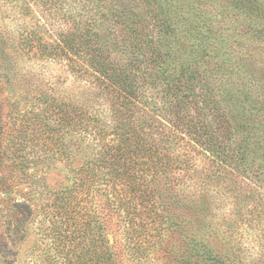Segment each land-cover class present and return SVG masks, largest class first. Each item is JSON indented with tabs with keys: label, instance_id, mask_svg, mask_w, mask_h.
<instances>
[{
	"label": "rangeland",
	"instance_id": "1",
	"mask_svg": "<svg viewBox=\"0 0 264 264\" xmlns=\"http://www.w3.org/2000/svg\"><path fill=\"white\" fill-rule=\"evenodd\" d=\"M43 1L0 0V264H92L98 257L104 263L107 248L117 264H184L193 241L208 243L231 264H264V0L254 9L235 8L243 0H133L134 18L149 21V34L162 13L186 11L182 26L193 46L185 55L205 80L197 84L198 98L207 87L214 92L235 138L252 152L247 170L215 162L180 129L184 115H197L198 126L205 116L195 111L193 95L177 103L166 79L140 78L142 88L126 106L91 70L75 73L65 58L41 55L42 42L58 41L72 26L67 14L97 7L80 0L86 6L68 4L63 12L60 0ZM94 23L111 58L126 63L138 54L110 17ZM123 113L120 120L170 164L157 176L152 165H138L151 171L141 184L157 190L150 199L162 219L154 229L127 222L111 195L108 168L93 167ZM207 115L221 135L216 111ZM63 194H72L68 214L59 212ZM99 235L104 246L94 245Z\"/></svg>",
	"mask_w": 264,
	"mask_h": 264
},
{
	"label": "trees",
	"instance_id": "2",
	"mask_svg": "<svg viewBox=\"0 0 264 264\" xmlns=\"http://www.w3.org/2000/svg\"><path fill=\"white\" fill-rule=\"evenodd\" d=\"M53 1L44 0L43 5H50ZM60 1L63 12L68 4L86 6L85 3L80 4V0ZM85 1L96 5L97 9L95 8L93 11L91 9V12H87V14L72 16H69L65 11L72 26L58 38V41L53 43L42 42L40 46L41 55L65 58L75 73L80 74L83 70H91L96 80L106 90H109L112 95L122 99L121 104L126 106L128 102L134 100L137 90L142 88L139 83L140 78L143 81L148 79V77H150L148 81L158 79L159 83L166 79L169 91L177 99V103L184 102L186 96L193 95L192 101L194 102L195 111L199 112L200 115L204 114L206 118L207 113L210 114L213 110L216 111L221 135H217L216 130L211 129V121L206 122L205 118L200 126L194 124V118L197 115L190 113L182 118L180 129L189 135L197 146L209 153L215 162L226 165L234 161L237 169L247 170L250 165L249 155L252 152L246 143L235 138L231 121L225 117L224 110L219 111L216 103H214V92L207 87L205 88L207 90L199 95L201 100L198 98L197 84L199 82H204L205 84V80L204 76L199 72L198 66L190 63V59L187 57L188 54L185 55L187 48L191 54L193 46L187 44L188 35L191 32L189 29L186 30L188 27L184 28L182 26V24H187V19H189L186 11L178 9L176 12L172 11L173 14L171 12L162 13V16L158 18V30L153 28L151 34H149V21H145L143 18H134L138 5L133 0ZM175 1L178 5L184 3L182 0ZM255 1L258 3L257 0H254V2L243 0L239 3L235 1V8L242 6L247 9H251V7L254 9L257 7ZM99 8H102V10ZM91 13L93 15H89ZM107 16L115 23L114 27L121 25L119 33L120 36L124 35V40L129 41V50L131 49L133 53H138L126 63L117 58H111L105 53L103 45L98 42V31L93 28V26H98V24L94 22ZM152 17L150 14V18ZM183 37L185 40H183ZM177 44H181L184 50H180L181 48H178ZM30 46L31 48L34 47L33 44H30ZM203 49L205 50L204 45ZM143 64L145 66H142ZM141 68L144 69L142 72L138 70ZM56 112L61 113L59 111ZM123 115L124 113L115 118L117 120L111 133L112 141L103 143L102 156L93 164V167L95 165L108 168L106 175L108 176L111 195L117 200L121 208L125 210L127 222L134 228L142 226L143 228L154 229L155 226V228L159 226V222L162 219L158 208H156L157 204L150 199V195L153 197L152 193H156L157 190L151 191L148 186L141 184L143 175L148 176V172L151 171L139 170L138 165H152L154 173L151 172V174L157 176L168 174L170 172V164L160 154L157 146L147 143L146 139L135 129L130 130L128 125L120 120ZM186 119L190 120L191 124L185 125L184 123L186 122L184 121ZM60 120H63V118L61 117ZM95 123L93 124L95 131L99 134L103 133L102 126H98L97 121ZM232 151L233 153L231 154ZM70 196L72 197V194H63L58 198V208L61 214H68L72 211L73 200ZM86 233L87 231L79 230V235L84 234V239L87 238ZM153 239L154 237L151 235L147 244H150ZM202 243L200 242V245ZM95 244L104 246L101 235L96 237V239L94 238ZM145 244L143 242L142 245ZM139 249L135 245V253L141 257L140 253L142 252ZM106 256V262L101 263L98 257L95 262L92 261V264H117L114 260V254L108 248ZM183 263L231 264L228 257L213 250L208 243H205L204 247H200L196 241H193L190 256L184 259Z\"/></svg>",
	"mask_w": 264,
	"mask_h": 264
}]
</instances>
